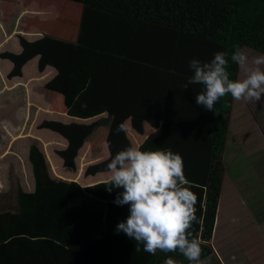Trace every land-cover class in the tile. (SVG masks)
Masks as SVG:
<instances>
[{"label":"trees","instance_id":"obj_1","mask_svg":"<svg viewBox=\"0 0 264 264\" xmlns=\"http://www.w3.org/2000/svg\"><path fill=\"white\" fill-rule=\"evenodd\" d=\"M1 4L14 6L18 16L27 12L29 20L26 25L13 20L12 27L3 28L6 37L42 35L32 42L17 36L20 52L0 53V59L12 64L6 78L21 77L23 66L37 57V72L47 66L56 71L44 84L54 91L52 111L82 120L98 117L89 124L42 119L33 125L36 133L57 134L66 141V147L55 152L66 167L78 169L76 160L87 144L93 149V144L104 143L108 156L85 172L104 174L107 181L93 188L107 192L87 196L75 182L53 178L43 152L29 145L32 189L17 187L16 210L0 209V264H164L169 257L190 264L179 250L150 255L140 244L136 252L135 240L116 231L127 220L130 205L114 203L123 189L107 190V165L118 152L134 147L127 132L117 133L121 123L139 136L154 131L139 150H171L182 156L185 177L198 195L197 220L188 231L199 238L204 261L212 253L209 243L215 234L232 97L225 95L215 111H208L196 103L202 86L185 90L183 85L193 74V59L210 62L215 53L226 52L230 78L235 80L238 65L230 57L237 46L264 55V0H0ZM50 6L63 14L59 22L44 14L42 9ZM2 16L6 15L0 7ZM6 195L9 192L0 193V199Z\"/></svg>","mask_w":264,"mask_h":264},{"label":"clouds","instance_id":"obj_2","mask_svg":"<svg viewBox=\"0 0 264 264\" xmlns=\"http://www.w3.org/2000/svg\"><path fill=\"white\" fill-rule=\"evenodd\" d=\"M230 60L239 66L242 78H230L229 57L223 51L215 53L210 62L190 61L193 74L183 87L186 90L189 85L202 86L196 95L197 105L215 111L217 102L227 94L237 101L255 103L264 97V55L250 56L237 46ZM116 131L126 132L125 124H119ZM107 170L111 173L107 190L123 189L114 203L130 205L127 220L120 222L116 231L135 240L136 252L140 251V244L150 255L157 250H179L190 264H202L201 242L188 231L197 220V194L185 177L179 153L128 147L111 159ZM164 264L178 262L169 257Z\"/></svg>","mask_w":264,"mask_h":264},{"label":"rangeland","instance_id":"obj_3","mask_svg":"<svg viewBox=\"0 0 264 264\" xmlns=\"http://www.w3.org/2000/svg\"><path fill=\"white\" fill-rule=\"evenodd\" d=\"M57 4V3H56ZM7 4H1V12L2 15H4L5 12V17L2 16L0 18V29L6 28L11 26L12 27V21L14 20L16 23L20 22L21 24L24 22V24H28L29 20L28 18L25 19V15L27 12L22 11L21 14L18 16L17 12L12 8L14 6H6ZM11 7V8H10ZM44 14L49 15L50 17L48 18H53L56 20V22L60 21L59 16L62 17L63 14L59 15L58 10H55L53 6H50L48 8H43L42 9ZM60 10H64L63 7H60ZM42 14V15H44ZM31 15V14H28ZM36 15V14H35ZM34 15V16H35ZM57 15V16H56ZM47 17V16H45ZM61 20H66L67 19H62ZM8 38V37H7ZM4 50H9L7 47ZM12 50V49H11ZM247 51V50H246ZM250 56H258L260 54L253 53L250 51H247ZM242 78V74L240 72L239 66H238V71H237V79ZM4 86H7L8 84L10 85L11 83L4 80L3 82ZM23 89L18 87L17 91H13L15 94L13 102H18L21 98L22 102L23 100H26V93H22ZM32 91V95H34ZM36 98V97H35ZM34 98V102H35ZM39 103V100L37 101ZM34 106L36 105L33 103ZM249 106L255 107L256 111H253V117L260 122L261 124L264 121V97H262L261 101L258 103L255 102H246L244 100H239L236 101L235 109H241V111L245 112V115L250 117L248 112L245 110L248 109ZM261 106V107H259ZM263 106V107H262ZM37 107V105H36ZM250 108V107H249ZM11 112V110H9ZM29 111V112H28ZM29 114H27V119L26 121L22 120L20 121V124L22 126H19V124H14L13 126H5L6 124L1 121L0 122V151L1 147L3 150L6 148L10 150L8 151V155H6L2 160H0V179H4L5 184L4 187L1 186L0 184V191L3 192L2 194H6L9 192V195L4 196L3 198H6L1 201V204L6 205V209L8 210H16L17 204H16V190L17 187H21L22 190L25 192H30L32 187L30 186V180H29V170L27 167L26 163V155H27V147L29 145H35L38 150L42 151L47 164L50 167L55 166V169L53 171L57 175L58 179L62 180H67V181H72L77 184V187L81 188L82 190L84 189L85 193L87 196H94L95 193L100 194L103 193L105 194V191H96L94 186L96 184L104 183L107 180H105V175L102 173H98L95 176H89L86 175L85 172L88 169V166L91 164H94L95 162H99L101 160H104L107 158V148L104 143L101 145H95L93 144V149L89 146V144L85 145L83 147L82 151L80 152V157L76 160V164L78 166V169H74V167H66L63 165L62 161L58 159L55 155V152L61 149H64L66 147V141H64L61 137H59L57 134H52V133H45V135L42 134L40 136L37 134V127L30 126L29 124L31 123V119L35 117L36 115V120L33 121L38 123L39 120L44 119L42 116V113L44 111H38L36 112L35 109H28L27 111ZM20 111H18V114ZM23 113V112H22ZM47 113V111H46ZM51 115L50 116H56L54 114V111L49 112ZM24 114V113H23ZM3 114L0 113V119L2 118ZM23 116V115H22ZM105 115H102V117ZM23 118V117H22ZM98 119L92 118L89 120H82L78 119L75 117H67L64 119H61V123H90L94 120ZM251 119H253L251 117ZM233 121H236V117H234ZM34 124V125H35ZM9 125H12L10 123ZM261 128V127H260ZM22 131L18 134V136H27L30 135V137L27 140V144H22L19 147H16V150H13L12 144L10 143V137L16 132V131ZM262 129V128H261ZM264 129V128H263ZM231 132H230V137L228 138L229 145L232 147V150H235V145L236 142L233 140V138L236 136V130L233 128L231 124ZM8 131V132H7ZM39 131V130H38ZM127 137H129L130 141L134 144V147L139 149L140 146L143 144V142L150 136L151 133L154 131L149 130V133L144 134L142 136H139L136 134L133 130H127L126 131ZM263 132V130H262ZM262 132L260 135H262ZM260 135H254V140L251 143L254 148L250 151L247 152L253 157V152L255 148L257 149L256 154L258 153V175H249L247 176V181L244 183V187L238 191L237 193L234 192V187H235V182L234 179H226L222 191V216L226 217L224 220V224H222V229L224 228V231H228V226L227 224H231V229L235 228V231L231 232V235L235 236L234 241H243L245 240L246 243H249L253 245L250 246L253 254H258L259 255V261L256 264H264V140ZM23 137V138H24ZM37 138V140L35 139ZM9 140V142H8ZM256 142L257 145L254 143ZM244 147L247 148L248 143L243 142ZM12 148V151H11ZM87 156L84 158V156ZM254 160V158H253ZM80 166V167H79ZM80 168V170H79ZM50 175L57 180V178L53 175V173L50 170ZM256 176V178H254ZM4 177V178H3ZM103 180V181H101ZM6 181H8V190H5L6 188ZM101 181V182H100ZM93 188V189H92ZM105 190V189H104ZM108 194V193H107ZM237 196L238 201L233 204L236 206V208H231L229 206V203L231 201V196ZM236 199V198H235ZM10 206V207H9ZM9 207V208H8ZM251 214V215H249ZM242 215L245 216L243 219ZM246 219V220H245ZM238 223V224H237ZM217 239V233L213 235V239ZM226 240L224 239V242H222V237H219L217 241L213 240L212 242L209 243V246L211 250H215V248L221 247L219 249V253L215 251V253H212L204 260L202 261V264H219L218 263V258L222 259L223 264H234L235 258L238 257L239 259L241 256H235L232 253L236 250H231V253H224L222 254V246L224 249H226ZM226 246V247H225ZM238 250L243 252L246 249V247L243 246V243L237 244ZM256 247V248H254ZM254 248V249H253ZM228 250V249H227ZM226 250V251H227ZM254 250V251H253ZM218 251V250H217ZM224 252V251H223ZM225 260V261H224ZM245 262H250L251 257H250V249H249V256L244 257ZM221 263V264H222Z\"/></svg>","mask_w":264,"mask_h":264},{"label":"crops","instance_id":"obj_4","mask_svg":"<svg viewBox=\"0 0 264 264\" xmlns=\"http://www.w3.org/2000/svg\"><path fill=\"white\" fill-rule=\"evenodd\" d=\"M7 33L6 31H4L3 29H0V53L4 52V51H10V52H15V53H19L20 52V46L17 40V36L23 37L25 40L32 42L35 40H38L40 37H42V35L38 34V32H33L31 34H14L11 35L9 38L6 37ZM7 47V49L9 50H4ZM12 49V50H11ZM36 64H37V57L32 58L30 61H28L23 68L21 69L22 75L21 77H14L12 79H7L6 76L7 74L11 71L12 69V64L9 61L6 60H2L0 59V113L3 114L2 118L0 119V122L3 121L6 125L5 126H13L14 124H19V126H22L20 124V121L24 120L26 121L27 119V112H25V110L27 111L28 109H35L36 112L38 111H44L42 113V116L45 120H52V121H62L61 119L67 118V115H61V114H54L56 116H50L51 114L49 113L50 111L52 112V100L54 98V91L49 90V89H45L44 88V84L47 83L50 79H52L55 74L56 71L54 68L47 66L43 72H37L36 70ZM4 80L10 82L11 84L4 86L3 82ZM20 87L23 89L22 93H26V100H20L16 103L13 102L15 94L13 91H17V88ZM32 91H34V95H32ZM36 97V98H35ZM34 98H35V102H34ZM39 100V103L37 102ZM236 101L232 98L231 103L229 104V114H228V126H227V132H226V138H225V145H224V150L222 153V165H223V173H222V188H221V192H220V199H219V207H218V213H217V218L219 220L215 221V225H213V231H215V234L217 233V236H222V242H224V239H226V249L223 248L222 246V254L224 253H231V250L236 249L232 254L235 256H241V258L239 259L238 257L235 258V262L234 264H251L250 262H245L244 257L245 256H249V249H250V257H251V261L252 264H256L259 261V255L258 254H253L254 252H252L250 246L253 247L252 244L249 245V243H246L245 240L243 241H234L235 236L231 235L230 233L235 231L234 229H231V224H227L228 226V231H224V228L222 229V224H224V220L226 217L222 216V191H223V187H224V183L226 181V179H234L235 182V187H234V192L237 193L238 191H240L243 187H244V183H246L247 181V176L249 175H258V153L257 149L255 148L253 152V157H251V155L247 152H250L254 146H252V142L254 140V135H260V133L262 132V135H260L263 140H264V121L261 124L260 122H258L257 118L255 119L253 116V111H256L255 107H251L249 106L247 110H245L246 112H248V114L250 115V117L245 115V112L241 111V109H235V105H236ZM35 103L37 105L34 106ZM261 107V106H259ZM263 107V106H262ZM11 110V112L9 111ZM18 111H20V113L18 114ZM47 111V113H46ZM24 114H23V113ZM29 112V111H28ZM23 115V116H22ZM23 117V118H22ZM29 114H28V118H29ZM234 117H236V121H233ZM251 117L253 119H251ZM36 120V115L34 117V119H31V123L29 124L30 126H33ZM10 123H12V125H9ZM231 124L233 126V128L237 131L236 132V136L233 138V140L236 142L235 145V150H232V147L229 145L228 142V138L230 137V132H231ZM262 129H261V128ZM22 131V129H20V131H16L12 137H10V143L12 144V148L13 150H16V147H19L24 143L27 144V140L30 137V135L27 136H18V134ZM8 132V131H7ZM45 135L44 132L40 133ZM50 134V133H49ZM42 136V135H40ZM24 137V138H23ZM35 139L37 140V138L35 137ZM9 142V140H8ZM243 142L248 143L247 148L244 147ZM255 145L256 142L254 143ZM11 148V151H12ZM28 148V147H27ZM183 149V148H182ZM10 150V146L9 149H5L3 150L1 147V151H0V160H2L6 155H8V151ZM82 151V150H81ZM80 157V155H79ZM78 157V158H79ZM87 156L85 155L84 158H86ZM254 158V160H253ZM106 159V158H105ZM27 167L28 170L30 171L29 173V180H30V186L32 183V176H31V169H30V165L27 162ZM96 163V162H95ZM80 167V166H79ZM264 168V164L263 167ZM53 169H55V166L53 167ZM52 167H50L51 172L53 173V175L56 177L57 175L55 174V172L53 171ZM80 170V168H79ZM4 178V177H3ZM58 179V177H56ZM254 178H256V176H254ZM103 181V180H101ZM100 181V182H101ZM0 184L2 187H4L5 181L4 179H0ZM32 187V186H31ZM8 181H6V188L5 190H8ZM194 192V191H193ZM0 193H3L0 191ZM205 190L202 191V196H201V201L203 202L202 207L204 206V200H205ZM198 196V195H197ZM231 201L229 203L230 209L231 208H236L235 204L238 199L237 196H231ZM6 198H1L0 199V209L4 208L6 205L1 204V201L4 200ZM10 207V206H9ZM8 207V208H9ZM251 215V214H249ZM244 215H242L243 217ZM245 218V216L243 217V219ZM246 220V219H245ZM218 222L217 228H216V224ZM238 224V223H237ZM213 234V235H215ZM215 240L217 241V239H211V242ZM239 243H243V246L246 247L247 250L241 252L238 250L237 244ZM256 248V247H254ZM253 248V249H254ZM219 249H221V247L219 248H215V250H213V253H215V251L217 253H219ZM228 249V250H227ZM218 250V251H217ZM227 250V251H226ZM224 251V252H223ZM254 251V250H253ZM262 258H264L262 256ZM225 261V260H224ZM218 263L221 264L222 263V259L218 258ZM223 264V263H222Z\"/></svg>","mask_w":264,"mask_h":264}]
</instances>
